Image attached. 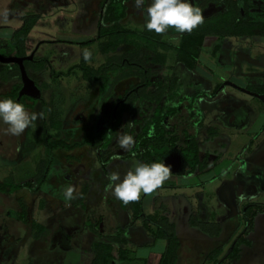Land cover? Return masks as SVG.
I'll return each mask as SVG.
<instances>
[{
	"label": "crops",
	"instance_id": "crops-1",
	"mask_svg": "<svg viewBox=\"0 0 264 264\" xmlns=\"http://www.w3.org/2000/svg\"><path fill=\"white\" fill-rule=\"evenodd\" d=\"M217 1L224 2L225 0ZM237 1L240 6L245 4L249 13H255L256 17L264 16V0ZM92 2L94 0H0V53L5 56H14V50L8 48L11 36L21 27L26 15H37V21L30 30L25 45L26 54L35 51L34 58L37 61L26 66L28 74L35 80L44 94L46 88L51 90L50 81L43 79L40 75L45 68L51 72L53 82L61 80L64 83L74 76L76 79L75 73L80 70L76 65L81 62L83 51L89 47L84 43V40L92 38L95 33V28L86 27L82 29L83 27L80 28L79 25ZM50 19L54 25L52 31H55L56 35H60L58 38L50 32V28L46 25L47 20ZM42 20H44L45 25L40 27V35L44 37L41 38L37 47L30 46L32 43L28 44L29 36ZM65 20L70 22V26L61 28L57 22ZM47 35L54 37L57 41L47 38ZM252 35L264 34L258 32ZM54 44L59 48L54 47ZM51 45L53 46L51 47ZM42 46L45 47V55L37 59V51ZM59 50H64L68 55L63 59L54 61L50 53H56ZM47 52H49L48 55H46ZM45 58L48 60L39 69L38 61ZM57 63L63 66L61 70L55 68ZM89 64L93 66L92 63L89 62ZM51 68H53V72ZM69 70V74H64ZM236 74L231 76L233 81L244 86L249 84L248 77L240 76L237 71ZM250 80L252 79L250 78ZM21 81V71L16 62L0 61V99L10 98L13 89ZM222 94H225V99L227 98L226 94L236 98L233 109L236 110L240 119L237 123L233 120L221 126L220 129L216 130L217 135L211 134L214 140L205 144V146L207 145L205 152L211 149V153H216L214 166L207 172L202 171L195 174L171 172L169 178L157 190L149 194L142 193L141 198L137 201H130L125 204L117 199L112 191H106L105 186L110 182L108 175L106 174V177L100 173L98 163L93 158L87 161L82 160V158L71 160L51 156V160L47 162L48 157L47 159L45 157L44 165H49V173L47 177L43 178L41 186L35 190L27 188L19 191L20 195L25 197L24 203L29 208L28 220L30 222L27 225H23L20 221L11 224L10 220L4 217L9 205L5 202L3 195L0 194V213L2 214L0 215V222L5 225V220L7 224L13 225L12 229L7 226L0 227V241L2 243L6 241L3 244L5 250L8 251L2 258L1 264H68L74 259L83 260L87 256L90 259V264H93L92 246L98 242L115 243L117 245L116 255L122 254L127 257L124 261L115 260L116 264H158L167 246L165 234H174L179 242L176 264H225L227 262L225 259L227 249L224 250L226 244H223L222 234L227 228L226 223L229 228H234L231 236L236 238L238 233L241 234L242 229L239 231L235 228H242L244 222L236 223L233 221L234 224H228V220H226L228 218L224 217L226 216L225 213L229 211L227 208L229 201H225L223 198L230 196V200H233L238 207L246 203L252 208L255 203L264 202V189H259L256 182L248 185L250 187L248 195L243 193L244 184L242 183V180L255 181L260 177L257 173L247 177L244 173L245 168L264 171V109L260 103H254L237 91L226 89ZM238 103L242 107L238 106ZM209 104L211 103L208 100L203 101L202 106ZM48 112L49 115L50 111ZM103 112L104 109L101 113ZM61 119V117L58 118V123L62 122ZM56 121L57 119H54L53 123L50 124L51 126L49 125V131L56 132L59 130V128L53 127ZM7 127L3 122H0V148H9L8 153L2 151L3 156L0 149V181L12 171L15 172L16 179H24L25 175L22 174L28 168L37 171L40 160L29 151V144L31 143L28 141L24 145L25 152L19 155L17 148L20 136L9 134L11 137H6L1 135L2 130H6ZM28 130L27 128L25 132L27 133ZM114 146L120 148L119 145L115 144ZM67 160L69 162H66ZM138 163L142 162L136 157L127 160L110 157L107 161V171L109 173L119 172L123 177ZM66 171L72 172L71 178L73 177V182L75 180L72 186L76 191L71 200H67L63 196L64 189L71 186V181L63 178L62 173ZM214 188H217L216 195L218 198L216 201L210 199L209 194H207L210 189L213 191ZM187 189L192 191L186 192ZM241 196L243 199H240ZM206 198L211 202L207 201L209 202L207 203ZM103 200L111 205L107 210L103 204L100 205V201ZM199 203H203L208 214L210 209L213 211L210 214L211 217L205 219L203 211L197 207ZM216 203L218 204L217 208H215ZM137 210H143L144 213L150 215L153 222L138 218L135 222L130 223V220L133 219V213ZM215 210L216 213L223 215L215 217ZM261 210L257 206L250 209L251 223L249 226L254 232L255 238L260 236V229L263 226L258 224L263 219V214H260L263 210ZM102 213H107V220L105 218V224L102 226L107 230L106 233L104 232L105 234L100 232L101 237H97L93 233L97 225L95 222ZM71 217L77 218L78 226L85 228L82 232L83 235L76 233L75 236H71L73 249L55 248L52 251L49 247L52 242L51 238L48 237L49 234L54 228L59 227L63 220L68 221ZM119 224L124 227V231L119 234V237H115ZM211 226H214V231H205L204 228ZM115 228L117 229L115 230ZM129 252L132 254L127 255Z\"/></svg>",
	"mask_w": 264,
	"mask_h": 264
},
{
	"label": "flooded vegetation",
	"instance_id": "flooded-vegetation-1",
	"mask_svg": "<svg viewBox=\"0 0 264 264\" xmlns=\"http://www.w3.org/2000/svg\"><path fill=\"white\" fill-rule=\"evenodd\" d=\"M108 1L109 0H94V2H92V5H90V8L88 7L87 14L84 15L81 19V23L79 24L81 26L80 28L83 27L82 29H85V26L94 27L96 32L94 38L95 40L93 38L84 40V43H86L87 45H92L95 42L98 43L99 40L104 39V37H102L101 29L103 26H109V23L104 20ZM204 1L205 0H193L194 5L201 8L204 17L211 16V14L213 15L215 13H218L223 9L220 5H218V1H212L206 6H204ZM125 3L127 5V13L125 18L121 20V23L127 21L129 18L138 15L142 16L144 20L147 19V5L142 6L141 9H137L135 0H127L125 1ZM168 32L170 33L158 34L153 30L148 31L144 34H148L147 36L149 38H154L153 40L157 44H159L160 48L163 50V54L158 53L162 57V59L155 61V64L160 67L164 66L167 69L170 68L171 72L164 73L165 75H170L169 77H166L165 75L163 77L157 78L151 77L150 67L145 65L142 60L137 61L130 60L128 58H126L127 60H124L125 63H127V65L125 64L127 67H135L136 69H140L141 79L138 83L130 87L127 86L124 89V94L122 95H129L136 86H138L137 89L140 90V95L138 101L133 103L132 110L125 111L123 113L121 120L116 126L115 130H112V120L113 118L117 119L116 111L119 105L118 103L115 104V102L118 101L122 95L118 97V99H116V101L114 102L111 117L108 116V109H104L102 122L98 126L91 125L82 127V118H80L78 119V121L81 122L78 123V125L70 131V134H68L67 136L50 138V135L48 134L49 125H46V128L43 130V132L45 133L43 137L44 154L41 155L42 157L38 156L40 161L37 167V171L32 170V168H28L22 174L25 175L23 177L24 179L20 180L15 178V172L12 171L6 177H4L3 180L0 181V183L9 181L16 186L15 188L7 187L5 190H0V194L3 195V197L5 198V202L9 205L7 207L8 209L4 213V217L7 220L9 219L11 224L13 222L20 221L23 223V225H27L30 222V220H28L29 208L24 203L26 199L23 195H20L19 191L27 188L35 190L36 188L41 186L43 178L47 177L49 173V165H44L47 157V162L51 160V156L53 158L71 160L82 158V160L84 159L87 161L88 159L93 158V160L98 163L100 173H102V175L106 177L109 174V172L107 171V161L110 159V157H118L121 160H127L129 158L136 157L142 163L165 162L166 164L171 165L172 172L182 174H195L202 171L207 172L214 166L216 162V153H211V149L205 152V147L207 146H205V144H209L214 140L212 139L211 134L217 135L216 130L220 129L221 126H224L232 122L233 120H235L237 123L240 119V117H238L236 113V110L233 109L235 106L234 100L236 98H234L233 95L230 96L226 94L227 98L225 99V94H222V92L228 89L227 87H229L231 91L255 95L257 98L264 101V85L262 87H259V84L250 82L249 84L244 86L233 81L231 79L233 71L230 69L231 67H233V65L230 62L231 65L228 64L229 66H227L225 62L221 61L219 59V51L217 52L216 58L214 59V63H216L215 67L204 65L209 74H207L203 78H195V76H189L190 73H188V71H193L192 69L197 68L198 66H195V64H200V57H198L196 61H193V59H189L190 54L186 53L184 55L178 48L183 36L187 35L189 32L185 31L184 33H178L172 29H169ZM164 35H166V37L163 38ZM217 35L220 37L219 34ZM171 38H179L180 41L176 43L173 42ZM54 40L57 41V39ZM202 47L204 48V45ZM202 47L200 49V53L201 51H203ZM152 50L157 52V49ZM32 53L35 54V51H32L29 54ZM166 56L169 57V60L165 59ZM170 57L172 59L174 58V60L170 61ZM225 65L226 67H228V69H226L227 72H225L227 73V75L223 77L219 71V68H223ZM229 69L231 70V72H229ZM127 77L130 78V76ZM147 82L149 83L148 85ZM123 85H126V83H123ZM22 87L23 81H21L20 90ZM24 95L29 96L33 99H37V102L34 105L36 106L37 103H40L42 111L45 113L44 118L48 117L49 112L46 113L43 106V101L46 99L48 102V99L47 97H45V94L42 90L39 97H32L30 95L23 94L21 96H18V99H20ZM207 100L211 104L202 106L203 101ZM27 102L30 101L27 99ZM135 104L139 106L141 115L139 117L140 119H138V122L133 121L137 123V126L132 125L133 127L131 126V129L129 130L128 126H125L122 122L123 118L126 115L132 116L136 114V112H138L137 109H134ZM35 106L33 108H27V110L32 112ZM238 106L242 107L241 105H239V103ZM212 110L216 112H213ZM153 128L155 129L154 133L152 135H149L150 130ZM121 129L125 133L130 131V134H135L136 144L130 151L122 149L121 151L113 150V147H115L113 145L116 142L115 134ZM104 130H110L112 137L111 141L106 145L104 144V141L100 140V138L98 137L99 134H101V132H103ZM159 130L164 131V133H157ZM78 131L85 132V134L83 135L82 139L76 140L75 135ZM25 133L26 132L24 131V133L20 135V141L18 142L17 152L19 153V155H22L25 152L22 146L24 140L26 139L24 137L27 136L25 135ZM55 141L58 142L56 147ZM194 141H196L198 152L196 160L192 161L193 157L188 158L186 154L189 144ZM50 142H54L52 143L54 146H51ZM153 148L155 151L152 150ZM93 150L96 152L95 155H93ZM45 157L46 159H44ZM66 162H69V160H67ZM245 169L244 173L247 177L254 176L255 173L259 174L260 177H258L255 181H247L246 179L242 180V183L244 184L243 193L245 195L249 194L250 187H248V185L252 182H256L259 189H264V171L259 169ZM62 174L63 178L71 181L70 183L72 186L75 182V180L73 182V179L71 178L72 172L66 171ZM223 199L225 201H229L227 204V208L229 209V211L225 213L226 216L224 217L228 218L226 219L228 220V224H234L233 221H235L236 223L244 222V229L241 231V234H237L236 238H234V242L230 244V247H228L225 253V259H227V262L225 264H251V262L253 264H264V241L259 240L258 242L254 243V245H252L253 242H251L250 244V241H253L255 235L254 232H252L251 227L249 226V224L251 223L250 209L255 206H257L258 209L263 210H261L262 212H260V214H263V219H261V221H259L260 223L258 224L264 226V202H257L251 208L250 205L246 203H244L241 207L236 206L235 202L233 200H230V196ZM101 204H103V207L106 210L109 206H111L110 203H106L105 200L100 201V205ZM202 204L199 203L197 205L198 209L203 210ZM106 214L107 213H102L100 214L99 218L96 219L95 223H97V225L93 233H95L97 237H101L100 232H103V234L106 233L105 231L107 229H104L102 227L103 224H105L104 222L107 220ZM0 215L2 214L0 213ZM219 215L222 216L223 214ZM138 218L152 221V217L144 213L142 210L138 213V215H135V212L133 213V219L130 220V223L135 222V220H137ZM4 224L5 225H2L0 222V227L7 226L9 229L13 228V225L7 224L5 220ZM263 226L260 229V236L257 237L259 239L264 236ZM226 227L227 228H225V231L222 234L223 244L227 243V235L230 236L233 232L232 230L234 229L229 228L227 226V223ZM84 229L85 228H83V226H78L77 218L71 217V219H69L68 221L63 220L62 224L59 225V227L57 226L51 231L50 238L52 242L49 245L50 249L52 251H54L55 248L73 249L71 236H75L76 233L78 235H83L82 232ZM116 229L117 228H115V230ZM123 229L124 227H121L119 224V228L117 229L116 233L117 235L115 237H119V234L124 231ZM4 242L6 243V241H3V243ZM3 243L2 241H0V264L2 258H4V255H6V253L8 252L5 250V246ZM93 246L92 252L94 253ZM79 252L81 253V251ZM245 255L247 260H245Z\"/></svg>",
	"mask_w": 264,
	"mask_h": 264
},
{
	"label": "rangeland",
	"instance_id": "rangeland-1",
	"mask_svg": "<svg viewBox=\"0 0 264 264\" xmlns=\"http://www.w3.org/2000/svg\"><path fill=\"white\" fill-rule=\"evenodd\" d=\"M88 5V4H87ZM218 5L221 6V8L225 9L228 8V6L223 2H218ZM83 6V5H82ZM242 11H244V5L241 6ZM247 8H245L246 10ZM221 10V9H219ZM222 13L218 12L215 13L216 15ZM245 13V12H244ZM251 13V15H250ZM248 11L247 9V15H249L253 20H264V16L256 17L252 12ZM212 15V14H211ZM256 17V18H254ZM48 22V23H47ZM46 25L50 28V32L55 34V31H52L54 29V25H52V21L47 20ZM146 19L140 15L134 16L132 18H129L127 21L122 22V26H124L126 29H132L134 31H137V33L128 35V40L122 44L121 46L118 47L116 50V58H128L130 60H142L145 65L150 67L151 69V77L157 78V77H163L166 72H171L170 68L167 69L166 67H160L155 64V61L161 60L162 57L158 53H164L163 50L160 48L159 44H157L153 39L149 38L147 35L144 34L148 32V30L145 27ZM57 24L61 28H65L67 26H70V22L68 20H65L63 22H57ZM45 22L42 20L41 23H39L32 31L31 35L29 36V41L28 44L33 47H37V44H39L41 38L44 36L40 35L41 31V26H44ZM53 26V27H52ZM86 28V26H85ZM94 28V27H92ZM144 29V31H143ZM143 32V34H142ZM170 33V32H167ZM161 34V33H160ZM264 34V33H263ZM96 35V32L93 34L92 38L94 39ZM48 36V35H47ZM55 37H60V35H54ZM166 37V35L163 36V38ZM47 38H52L51 40L54 39L52 36H48ZM87 39V38H86ZM95 40V39H94ZM103 40V39H102ZM102 40H99V42H95L92 45H89L87 48L88 50L91 51L92 53V59L90 63L93 64V66H98L101 63H104L107 60V56L103 50L100 49V42ZM173 42H179V38L177 39H172ZM35 44V45H34ZM48 45V44H47ZM203 51L200 53V64H195L198 65L197 68H193V71H188L190 73L189 76H195V78H203L206 76L208 73L205 66H211L215 67L216 63H214V59L216 58L217 52L220 53V60L225 62L227 66L228 64L233 65L230 69L233 71V75H237L236 71L239 73L240 76L242 77H248L249 80L248 83L250 82H258L262 83L259 84V87H262L264 85V35H251V34H244V35H225V36H218L217 34H208L204 37L203 40ZM46 46V45H45ZM53 45H51L52 47ZM54 47L59 48V46H56L54 44ZM259 47V48H258ZM152 49H157V52L153 51ZM45 47H41L37 51V59H39L42 55H45L44 53ZM49 52L46 53L48 55ZM51 58L54 59V61L63 59L65 56L68 55V53L64 52V50H59L56 53L51 52L50 53ZM262 60H260V59ZM165 59L169 60V57H165ZM174 58L172 59L170 57V61H173ZM122 62V60H121ZM231 62V63H230ZM124 63V62H123ZM159 65V64H158ZM226 65L222 68H219L220 73L222 76H226L227 72ZM124 69L119 70L118 73L111 75V80L110 83L108 84V87L105 91L100 92L98 89L99 82L98 81H87L84 78L83 71L80 69L79 71L77 70L75 75L77 76L75 79L74 77H71L64 83L61 80H58L56 82H53L52 77H51V72L49 69L45 68L42 73L40 74L43 79H47L50 81L49 85L51 87V90L46 88V93L45 97L49 98V111L50 114L48 117L38 119L34 122L33 126H30L28 129V133L25 135L24 138H26L22 144L23 148L24 145L28 142L31 144L29 145V150L32 152L34 157H38L44 154V132L43 130L46 128V125H50L53 123L54 119H57L56 123L53 125V127L59 128L58 131L53 132L49 131L48 134L50 135V138L54 137H59V136H67L70 134V131L78 125V123H83L81 126H98L103 119V109H108V116L111 117L112 115V108L114 105V102L118 97H120L122 94H124V89L127 86H132L136 83H138L141 79V71L140 69H136L135 67H127L124 63ZM74 67V66H73ZM20 68V67H19ZM55 68L58 70H61L63 68L62 65L56 64ZM65 69V68H64ZM229 69V70H230ZM66 70V69H65ZM75 70V69H74ZM231 70L229 72H231ZM127 76H130L128 78ZM166 77H169L170 75H165ZM250 78L252 80H250ZM126 79V80H125ZM189 79V78H188ZM72 80V81H70ZM47 81V82H48ZM77 82V83H76ZM123 83H126V85H123ZM257 83V84H258ZM253 87V86H252ZM228 90L229 87H227ZM50 93V94H49ZM239 94L243 95L246 98H249V100L253 101L254 103H260L262 105V109H264V101L260 100L257 98L255 95H249L247 93H240ZM52 96V97H50ZM134 109L138 112L136 114L129 116L126 115L123 118V124L125 126H128V129L130 130L131 126H137L138 119H140L141 111H139V106L134 105ZM42 107L40 103H37L35 108L32 110V112H41ZM61 117V123H58V118ZM82 118L81 121H78V119ZM134 119V120H133ZM78 121V122H77ZM136 121V122H133ZM51 126V125H50ZM132 126V127H133ZM86 128V127H85ZM120 133H125L122 129L119 130ZM129 132V133H128ZM127 134H130V131H128ZM133 133V132H132ZM85 132H77L75 139H82L83 135ZM88 134V133H87ZM118 133L115 135L117 136ZM1 135H4L6 137H11L6 130H2ZM132 135V134H131ZM115 136V138H116ZM135 138V134L133 135ZM32 141V142H31ZM116 141V139H115ZM116 145H119L118 143L115 142ZM114 144V145H115ZM113 145V146H114ZM1 152L5 151L8 153V147H1ZM113 150H119L121 151V147L119 148L118 146L113 147ZM93 155L96 154V152L93 150ZM1 154V153H0ZM3 156V152L1 154ZM30 156V155H29ZM5 166V165H3ZM73 178V177H72ZM191 189H187L186 192H191ZM195 191V189H193ZM217 188H214L213 191L211 189L207 192L209 194L210 199L212 198L214 201H216L217 195H216ZM194 197V196H193ZM205 197V196H204ZM264 197V196H263ZM192 198V197H191ZM199 202V199L197 200ZM209 200L206 198V202ZM207 202V203H209ZM203 206V215L205 219L208 217H211V212L212 210H209V214L207 210L205 209V206ZM218 207V204L216 203L215 208ZM215 217L220 216L219 213H214ZM264 227V226H263ZM206 229L205 231H214V226H211L209 228H204ZM244 229L242 228H236V230ZM50 234H49V239H50ZM231 236V235H230ZM227 235V243L226 246L224 247L228 249L230 247V244L234 242V238L231 236ZM259 240L264 241V236L259 238H253V243L258 242ZM161 248L162 245H161ZM86 252V250H85ZM87 253V252H86ZM132 254L128 253L127 255ZM75 256V255H74ZM256 256V253H255ZM90 259H88V256L83 259V260H78L74 259L68 264H90ZM245 260L246 255H245ZM138 263V261H136ZM251 264H253L251 262Z\"/></svg>",
	"mask_w": 264,
	"mask_h": 264
},
{
	"label": "trees",
	"instance_id": "trees-1",
	"mask_svg": "<svg viewBox=\"0 0 264 264\" xmlns=\"http://www.w3.org/2000/svg\"><path fill=\"white\" fill-rule=\"evenodd\" d=\"M125 1L127 0H109L107 3L104 20L109 23V26L102 27L101 32L104 39L100 42V49L103 50L106 55H108L107 60L103 64L94 67L89 64V61H85L82 55L81 62L76 65L83 71V75L87 80H96L99 82L98 89L100 92H103L107 89L111 80V75H114L118 73L119 70L124 69V60L127 59L116 58V50L128 40V35L137 33V31L132 29H126L121 24V20L125 18L127 13V5ZM212 1L217 0H205L204 6L208 5ZM224 2L228 8L222 9L220 11L222 13L204 17L203 24L193 29L191 33L183 36L178 48L184 55L186 53L190 54L189 59H193V61L198 59L200 49L203 46L204 37L208 34H219L220 36H225L244 34L252 35L258 32L264 33V20H253L249 15H247L245 4L244 11H242L240 3L237 0H225ZM36 21L37 15H26L23 19L21 27L18 28L11 36V39L8 42V48L14 50V55H26L25 45L27 37ZM46 61V58L40 59L38 61V65H36L40 69V66H42ZM35 62H37L36 58H33L25 60L24 63L25 66H28L29 64ZM125 64L127 65V63ZM51 71L53 72V68H51ZM69 72L70 70L64 74H69ZM148 84L149 83L147 82V85ZM20 87L21 83L16 85L12 94H10V98L23 103L26 108H33L35 106L34 104L37 102V99H33L26 95L18 99ZM137 88L138 86H136L129 95H122L120 99L115 102V104L118 103L119 105L116 111L117 119L113 118L112 120V130H115L116 126L119 124L123 113L125 111L132 110L133 103L138 101L140 90ZM27 99L30 102H27ZM43 106L45 112L48 113L49 102H47L46 99L43 101ZM157 133L162 134L164 131L159 130ZM98 137L100 140L104 141L105 145L108 144L112 139L110 130H104L101 132V134H99ZM52 143L54 142H50L51 146H54ZM57 144L58 142L55 141V147ZM152 150L155 151L154 148ZM197 152L198 149L196 141H194L189 144L186 155L188 158L193 157V161L197 158ZM7 187L15 188L16 186L9 181L0 183V190H5ZM139 212V210L135 211V215H138ZM165 236L167 238V246L158 264H176L179 242L177 241V238L174 236V234H165ZM116 249L117 245H115V243H95L93 246V251L95 253L93 264H116L115 260H126V256L122 254L116 255Z\"/></svg>",
	"mask_w": 264,
	"mask_h": 264
},
{
	"label": "clouds",
	"instance_id": "clouds-1",
	"mask_svg": "<svg viewBox=\"0 0 264 264\" xmlns=\"http://www.w3.org/2000/svg\"><path fill=\"white\" fill-rule=\"evenodd\" d=\"M137 9L146 7L145 27L148 31L167 33L169 29L178 33L185 31L191 33L193 29L204 23V15L199 6L194 5L193 0H135ZM83 59L91 61L90 50L83 51ZM43 119V111L30 112L23 103L11 98L0 99V122L7 125V133L20 136L24 131L33 126L38 119ZM151 129L149 135L154 133ZM116 143L124 150H132L136 140L131 134L117 132ZM171 165L165 162L138 163L121 177L119 172L108 174L109 184L106 191H112L113 195L124 202L137 201L141 194H149L157 190L170 176ZM75 188L68 186L63 191L67 200L74 198ZM243 199V196L240 197Z\"/></svg>",
	"mask_w": 264,
	"mask_h": 264
},
{
	"label": "water",
	"instance_id": "water-1",
	"mask_svg": "<svg viewBox=\"0 0 264 264\" xmlns=\"http://www.w3.org/2000/svg\"><path fill=\"white\" fill-rule=\"evenodd\" d=\"M34 53L26 55V56H5L0 53V61L2 62H16L21 71V77L23 81V87L21 88L19 95L27 94L32 97H39L41 94V90L36 84L35 80L31 78L27 72L26 66H25V60L26 59H33Z\"/></svg>",
	"mask_w": 264,
	"mask_h": 264
}]
</instances>
